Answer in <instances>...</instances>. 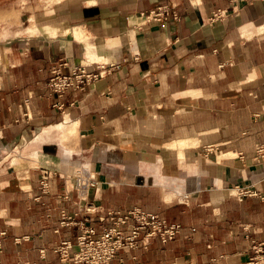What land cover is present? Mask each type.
<instances>
[{
	"label": "crops",
	"instance_id": "crops-1",
	"mask_svg": "<svg viewBox=\"0 0 264 264\" xmlns=\"http://www.w3.org/2000/svg\"><path fill=\"white\" fill-rule=\"evenodd\" d=\"M160 5L180 20L137 25ZM230 7L0 0V264H74L55 252L80 234L62 210L100 232L110 225L100 216L133 206L183 230L121 249L112 264L249 261L264 241V198L239 199L236 187L264 196V0L210 23ZM80 64L99 76L63 95L49 88L53 70ZM84 169L95 186H75Z\"/></svg>",
	"mask_w": 264,
	"mask_h": 264
},
{
	"label": "built area",
	"instance_id": "built-area-1",
	"mask_svg": "<svg viewBox=\"0 0 264 264\" xmlns=\"http://www.w3.org/2000/svg\"><path fill=\"white\" fill-rule=\"evenodd\" d=\"M249 0H231V7L217 9L213 11L210 17V23L228 18L232 13L242 9ZM181 15L178 10L171 5H160L157 8L145 13L142 12L137 20V25H144L151 22L173 19L180 20ZM98 74L87 72L86 65L80 64L73 68L70 73H63L59 69L53 70V75L48 82L49 88L63 95L68 89L75 87L84 89L90 80L98 77ZM57 106L62 107L63 103L58 101ZM216 150L215 145L209 144L204 147L206 155L212 154ZM257 156L264 161V142L260 143L256 149ZM243 157V153H237ZM73 175L75 186L85 188L95 186L97 180L95 174L84 169ZM43 189L46 188V176L42 179ZM236 196L243 199L246 196H258L264 198L260 190L254 185H238L236 187ZM85 209L94 210L90 204L82 205ZM101 221H110V225L104 227L102 231L88 224L86 221H75L74 216L62 210L61 224L70 225L76 223L79 226L80 234L77 236L76 243L72 241H63L55 249L62 259H71L74 264H112L118 252L121 249H133L146 241L158 237L162 242H168L174 239L182 230L183 225L178 222H170L160 216L158 213L149 212L140 206H133L127 209L109 210L106 215L100 216ZM75 248V249H74ZM250 256L246 264L264 263V241H252ZM24 264H37L33 261H25Z\"/></svg>",
	"mask_w": 264,
	"mask_h": 264
},
{
	"label": "rangeland",
	"instance_id": "rangeland-1",
	"mask_svg": "<svg viewBox=\"0 0 264 264\" xmlns=\"http://www.w3.org/2000/svg\"><path fill=\"white\" fill-rule=\"evenodd\" d=\"M35 28V27H34ZM83 62V61H82ZM84 64H87L86 62H83ZM182 264H187V263H182Z\"/></svg>",
	"mask_w": 264,
	"mask_h": 264
},
{
	"label": "bare ground",
	"instance_id": "bare-ground-1",
	"mask_svg": "<svg viewBox=\"0 0 264 264\" xmlns=\"http://www.w3.org/2000/svg\"><path fill=\"white\" fill-rule=\"evenodd\" d=\"M84 64V63H83Z\"/></svg>",
	"mask_w": 264,
	"mask_h": 264
}]
</instances>
